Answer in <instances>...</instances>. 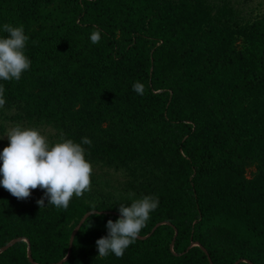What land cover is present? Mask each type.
Wrapping results in <instances>:
<instances>
[{
    "label": "trees",
    "instance_id": "obj_1",
    "mask_svg": "<svg viewBox=\"0 0 264 264\" xmlns=\"http://www.w3.org/2000/svg\"><path fill=\"white\" fill-rule=\"evenodd\" d=\"M3 23L24 26L31 67L2 82L0 114L57 142L90 138L92 167L122 179L112 193L91 173L67 209L0 187V249L13 241L0 264H264V12L233 0H0ZM129 193L159 206L122 257H98Z\"/></svg>",
    "mask_w": 264,
    "mask_h": 264
},
{
    "label": "clouds",
    "instance_id": "obj_2",
    "mask_svg": "<svg viewBox=\"0 0 264 264\" xmlns=\"http://www.w3.org/2000/svg\"><path fill=\"white\" fill-rule=\"evenodd\" d=\"M89 40L98 44L101 32L94 30ZM28 41L22 24H0V109L6 104V89L2 82L19 81L31 67V60L25 54ZM144 88L138 81L132 85L138 95L144 94ZM6 137L8 144L0 150V187L12 196L27 198L31 190L39 186L43 190V195L36 201L40 208L46 207L47 200V206L67 209L74 195L80 197L89 190L92 165L86 159L83 145H91L90 138L82 137L80 142H75L61 133L58 142L50 143L38 129L21 125L11 128ZM128 200L129 205L120 204V215L115 221L107 220V235L95 241L98 257H122L135 243L150 213L159 206L156 195L135 198V193H129Z\"/></svg>",
    "mask_w": 264,
    "mask_h": 264
},
{
    "label": "rangeland",
    "instance_id": "obj_3",
    "mask_svg": "<svg viewBox=\"0 0 264 264\" xmlns=\"http://www.w3.org/2000/svg\"><path fill=\"white\" fill-rule=\"evenodd\" d=\"M237 6L239 8L244 9V12H264V0H233ZM12 114L10 113L9 115H6L5 117L3 115L0 114V150H2L5 146H7L8 144V140H7V132L16 126L15 121L12 120L11 118ZM21 125V124H19ZM23 127H26V125H21ZM39 131L41 132L42 135H44L47 140L50 143H56V136H55V132L53 129H51L50 127H41L39 129ZM249 173V172H248ZM98 174H102L103 176L99 178H97L100 181V188H103L104 191H112V193H116L117 189L113 186H115L117 184V180L118 179H122V176L119 175V173H115L112 169L110 168H99V167H92V175L94 176L95 179V175ZM91 175V176H92ZM96 175V176H98ZM42 189L39 188V186L37 187V189H33L31 190V195L29 197H27L30 200H38L40 198V193H41Z\"/></svg>",
    "mask_w": 264,
    "mask_h": 264
},
{
    "label": "water",
    "instance_id": "obj_4",
    "mask_svg": "<svg viewBox=\"0 0 264 264\" xmlns=\"http://www.w3.org/2000/svg\"><path fill=\"white\" fill-rule=\"evenodd\" d=\"M88 214H89V213H87L86 215L83 216V218L79 221L78 225L84 220V218H85ZM78 225L73 229L72 235H73V234L75 233V231L77 230ZM12 242H13V241H11V242L7 243L6 245H4L0 250L6 248V247H7L9 244H11ZM28 257H29V259H31L30 254H29V251H28ZM64 259H65V257H64L61 261H59V263H61ZM239 260H240V259H238L237 261H235L233 264H236Z\"/></svg>",
    "mask_w": 264,
    "mask_h": 264
}]
</instances>
